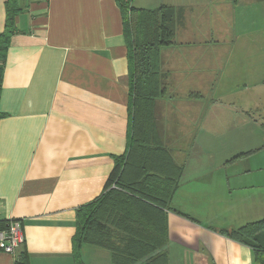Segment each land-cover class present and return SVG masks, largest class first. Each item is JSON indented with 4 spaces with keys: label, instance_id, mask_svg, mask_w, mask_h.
<instances>
[{
    "label": "crops",
    "instance_id": "0c3cea01",
    "mask_svg": "<svg viewBox=\"0 0 264 264\" xmlns=\"http://www.w3.org/2000/svg\"><path fill=\"white\" fill-rule=\"evenodd\" d=\"M18 3L0 81V220H19L24 244L14 253L0 250V264H75L76 208L102 192L115 157L126 150L121 12L116 0ZM131 4L177 9L175 42L160 52L174 97L159 106L184 167L170 205L192 219L166 211L169 264H257L250 246L212 228L264 218V164L238 161L213 173L188 159L200 154L191 142L197 133H223L229 122L245 121L249 104L264 100V0ZM246 90L255 100L244 99ZM87 246L80 247L83 264Z\"/></svg>",
    "mask_w": 264,
    "mask_h": 264
},
{
    "label": "trees",
    "instance_id": "16d2710c",
    "mask_svg": "<svg viewBox=\"0 0 264 264\" xmlns=\"http://www.w3.org/2000/svg\"><path fill=\"white\" fill-rule=\"evenodd\" d=\"M116 1L128 58L126 150L115 157L102 192L76 208L72 256L75 264H83L80 247L87 244L107 250L111 264H169L166 211L192 219L170 205L184 167L173 155L172 138L164 130L159 106L160 99L174 97L167 88L160 52L175 42L177 9L167 5L143 8L132 5L131 0ZM3 3L0 81L9 37L22 10L18 0ZM4 225L0 220V228ZM212 229L250 246L254 262L264 264V218L238 227Z\"/></svg>",
    "mask_w": 264,
    "mask_h": 264
},
{
    "label": "rangeland",
    "instance_id": "374dc122",
    "mask_svg": "<svg viewBox=\"0 0 264 264\" xmlns=\"http://www.w3.org/2000/svg\"><path fill=\"white\" fill-rule=\"evenodd\" d=\"M245 93L249 94L244 98L247 102L255 100L249 97L252 95L251 90H246ZM248 106L250 108L244 112L246 118L243 123L237 122L234 125L233 122H229V126H233L223 133L218 131L197 133L191 142L197 144L200 154H192L188 161L192 164L195 162L206 164L207 170L213 173H223L226 167L223 166L224 164H237L238 161L244 163L249 160L255 165L264 164V100H260V104L256 107L252 104ZM186 140L179 139L180 145ZM262 172L264 174V169ZM87 247L89 251L85 254L86 264H110L107 250L91 245ZM97 251L101 254L96 255L94 252Z\"/></svg>",
    "mask_w": 264,
    "mask_h": 264
},
{
    "label": "built area",
    "instance_id": "2783aa9c",
    "mask_svg": "<svg viewBox=\"0 0 264 264\" xmlns=\"http://www.w3.org/2000/svg\"><path fill=\"white\" fill-rule=\"evenodd\" d=\"M24 244V234L19 220L8 218L4 227L0 228V250L7 253L14 251Z\"/></svg>",
    "mask_w": 264,
    "mask_h": 264
}]
</instances>
